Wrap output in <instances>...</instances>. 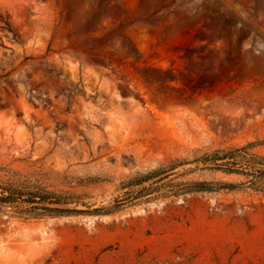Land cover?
Segmentation results:
<instances>
[{
    "label": "rangeland",
    "instance_id": "374dc122",
    "mask_svg": "<svg viewBox=\"0 0 264 264\" xmlns=\"http://www.w3.org/2000/svg\"><path fill=\"white\" fill-rule=\"evenodd\" d=\"M221 148L239 172L202 160ZM254 154L264 0H0V186L102 208L2 204L0 264H264ZM197 180L237 186L186 189Z\"/></svg>",
    "mask_w": 264,
    "mask_h": 264
},
{
    "label": "trees",
    "instance_id": "16d2710c",
    "mask_svg": "<svg viewBox=\"0 0 264 264\" xmlns=\"http://www.w3.org/2000/svg\"><path fill=\"white\" fill-rule=\"evenodd\" d=\"M252 143H248L246 145H243L242 149L248 148ZM238 148H221V149H215L209 153H206L203 155L202 160L204 161H212L214 164L225 171L229 172H239V169L234 167L233 161H227L226 159H231L234 157L233 152L236 151ZM219 160H225L224 162H218ZM254 161L257 163L264 165V156L254 154ZM176 165L175 163H170L167 165H164L162 167H157L145 174H138L131 176L125 180H122L120 183V186L122 187H128L131 185H140L150 179H153L155 177H158L157 179L153 180L151 183H149L148 186H151L152 184H156L157 182L161 181L162 179L166 178L169 173H166L167 171H170L172 168H174ZM260 173L264 174V169L259 170ZM166 173V174H164ZM164 174V175H163ZM96 179V178H88ZM170 182V179L166 181V183ZM188 189L189 191H196V190H211V189H219V188H234L237 186L236 183L232 182H211L206 180H197V181H189ZM148 186L141 187L136 194H139L143 190L149 189ZM157 186V185H154ZM153 186V187H154ZM1 192H0V206L2 204H15L17 201L27 203L29 206L26 207V210L29 211H37L43 210L42 212L34 213L37 216L41 214L46 215H60L65 213H95L102 210V208L92 209V210H83V209H77V208H65V207H59V206H49L47 204L52 203H65L64 199H62V195H56L52 191H48L45 188L37 187V186H21L17 187L10 184H5L0 186ZM131 198V197H130ZM135 198V197H132ZM131 199H116L114 203V207L120 206L121 204L125 203L126 201H130Z\"/></svg>",
    "mask_w": 264,
    "mask_h": 264
}]
</instances>
